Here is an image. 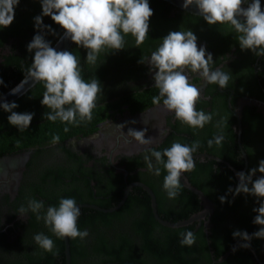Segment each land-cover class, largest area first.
I'll use <instances>...</instances> for the list:
<instances>
[{
  "label": "flooded vegetation",
  "instance_id": "1",
  "mask_svg": "<svg viewBox=\"0 0 264 264\" xmlns=\"http://www.w3.org/2000/svg\"><path fill=\"white\" fill-rule=\"evenodd\" d=\"M165 2L164 22L162 25L157 21L159 32H155L154 41L132 50L140 57L138 63L102 80L103 97L98 104L111 105L93 131L56 144L44 140L16 150L0 149V264H31L36 259L48 264L46 258L52 256L51 264H66L65 239H57L35 214L21 217L18 211L21 205L27 206L28 199L42 201L46 209L58 206L61 198L75 199L81 212L78 227L89 233L84 240L71 239L77 257L72 262L70 255L69 264H107L98 261L97 245L106 243L115 248L120 246V239L125 251H133L146 264L152 263L143 239L146 235L138 233L147 220L154 223L150 232L158 249L162 241L176 247L182 232H193L196 242L187 247L197 254L185 255L189 254V262L194 264H264V239L253 238L250 247L244 248L243 240L233 238L235 231L252 235L260 228L253 223L257 215L253 209L264 201L233 193L239 184L237 173L247 174L264 160V57L242 51L236 34L226 25L209 26L199 14ZM260 2L264 6V0ZM31 7L29 0H20L16 9L22 10L14 11L15 18ZM152 29L149 25V32ZM181 30L194 33L198 48L204 47L212 55L213 69L221 68L231 75L227 88L221 89L197 73H188L190 83L200 90L197 110L213 115L212 122L201 130L182 125L162 101L153 105L152 97L159 94L154 88L155 71L147 63H140L141 58L150 57L165 36ZM132 39L133 48L136 44ZM14 43L15 39L8 37L0 44V70L13 77L8 81L0 75V80L9 84L5 90L0 87V95L19 82L14 84L16 76L11 72L12 67L22 66L23 57L8 62L10 55L20 54ZM125 96L129 100L122 103L121 97ZM9 115L0 107L1 134L12 127ZM222 119L225 140L221 147L209 148L207 141L217 134L215 125ZM130 128L146 129L145 139L152 138V143L141 145L127 135ZM196 140L201 147L193 154L195 168L182 175L180 194L170 200L163 190L166 172L161 168V175L156 176L148 171L143 159L148 154L145 150L163 151L173 142L191 145ZM260 175L257 171L253 180ZM191 188L207 198L211 213L199 217L207 202ZM229 188L233 193L228 192ZM222 196L226 197L224 203L220 201ZM195 216L176 227L161 222L177 223ZM38 233L53 239L58 255L39 248L33 239ZM62 253L64 259H60Z\"/></svg>",
  "mask_w": 264,
  "mask_h": 264
},
{
  "label": "clouds",
  "instance_id": "2",
  "mask_svg": "<svg viewBox=\"0 0 264 264\" xmlns=\"http://www.w3.org/2000/svg\"><path fill=\"white\" fill-rule=\"evenodd\" d=\"M20 0H0V28L9 27L15 17L14 9ZM42 15L50 16L52 21L64 30L66 38L78 47L87 50L86 63L96 66L101 54L120 51L125 48V37L131 35L136 47H140L149 33V20L153 15L148 0H40ZM247 5L244 7L243 5ZM195 5L198 13L209 26L226 25L234 31L242 51L249 50L258 57H264V10L260 0H184L183 7ZM38 30H46L42 16L35 17ZM34 51L33 63L27 70V77L44 88L42 105L49 111L45 119L51 122L59 120L68 125L78 126L82 122H91L93 110L102 94V86L96 78L85 80L82 76L80 60L70 51H57L42 34H37L27 46ZM140 63H147L155 71L154 88L159 92L152 97L153 105H160L174 113L175 119L191 129L201 130L213 120L211 113L197 110L200 90L192 83L188 73H197L209 84L226 89L231 75L221 68L213 69V57L204 47L197 46V37L190 30L170 32L165 36L150 57L141 58ZM0 84L3 81L0 80ZM15 94V90H13ZM3 111L10 113L8 122L20 132L26 131L33 119L32 113L13 111L15 102L0 105ZM225 121H218L217 134L207 141L208 147L219 148L225 140ZM123 127V125L119 126ZM69 129L64 128L67 132ZM146 129L142 131L129 129L127 135L141 145H150L152 138L145 139ZM60 140L58 135L52 137V143ZM201 147L196 140L191 145L173 142L163 151L146 149L144 163L149 172L161 175V168L166 172L163 190L170 200L176 199L181 190V177L195 168L193 154ZM257 171L261 174L253 180ZM239 184L228 192L234 195H251L264 201V160L258 168L249 173H237ZM251 185V187H249ZM221 203L226 197H220ZM20 216L29 212L35 214L37 221L43 220L46 227L57 239L84 240L88 231L78 227L80 208L74 198H61L58 206H48L42 201L28 199L27 206L21 205ZM257 213L253 221L259 225V231L249 235L247 232L235 231L233 238H240L245 243L241 247H250V241L264 239V202L253 209ZM182 246H193L196 236L193 232L181 233ZM35 243L45 252L58 255L53 239L44 233L33 237Z\"/></svg>",
  "mask_w": 264,
  "mask_h": 264
},
{
  "label": "trees",
  "instance_id": "3",
  "mask_svg": "<svg viewBox=\"0 0 264 264\" xmlns=\"http://www.w3.org/2000/svg\"><path fill=\"white\" fill-rule=\"evenodd\" d=\"M29 2L32 5V9H29V11L24 12L21 17H14L13 23L7 27V28H0V44L2 43L5 38L13 37L15 39L14 46H18L17 49L20 54H17L15 56L10 55L9 56V63L10 61L14 60L16 61V58L23 57V64L22 66H19L18 69L12 67V74L16 76L14 84H16L18 81H20L27 73L28 68L33 63L34 58V51L29 52L28 51V44L33 40V37L37 34H42L47 42L50 43L51 46L56 42V40L60 37V35L63 33V29L56 25L50 16H43L42 15V5L40 3V0H29ZM150 8L153 10L154 16L152 17V20H149V25L153 27L152 31L148 33L147 39L145 40V44H149V41H154V34L155 32L158 33L157 27L162 24L164 21V14L163 9L166 8L165 1L162 0H148ZM18 6H16L17 8ZM14 9V11L22 10V9ZM42 16L43 25L46 26V30L40 31L37 29L35 25V17ZM157 21H161L160 24L157 23ZM163 25V24H162ZM156 27V29H155ZM130 36V37H129ZM151 36V37H150ZM126 39V45L123 50L120 51H114L110 52L108 54H101L96 66H91L86 63V56H87V50L83 47H78L74 43L69 48L68 51L72 52L74 55L78 57L80 60V67L82 69V76L87 81L92 78H96L100 84L102 83V80L105 77H109L108 75L114 73V71H126L125 69L128 68L130 65L134 67L136 60L140 59L138 58L137 52H133L132 50L138 49V47H131L130 40L132 41L131 35H128L125 37ZM135 41V40H134ZM144 43L140 46H144ZM139 47V48H140ZM140 50V49H138ZM8 58V57H7ZM26 58L31 59L32 61L28 62L25 61ZM7 67V66H6ZM0 75L3 76L6 80L10 81L12 76L7 75L6 73L2 72L0 70ZM3 82V84H0V87H4L2 90H5L9 84H6ZM102 86V84H101ZM43 92L44 88L42 84L36 83L33 87H31L29 90H27L24 94L16 98L14 101L18 107L15 108L13 111L17 113H32L33 119L31 121L30 126L26 131L20 132L19 129L15 126H12L10 128L5 129V131L1 134L0 132V149L4 148L6 150L11 149H20L27 147L29 145H33L36 143L43 142L44 140H50L52 141V137L54 135H58L60 137V140H63L65 138L71 137L73 135H77L79 133L81 134H87L95 129V124L99 122L102 117L105 116V113H107V109L111 105L110 103L107 104H98L101 97H103V94L99 97L97 101V107L93 110V119L91 122H82L78 126L76 125H68L66 123H62L59 120L56 122H51L45 119V113H47L49 110L42 105L41 101L43 99ZM126 97V98H125ZM121 97L123 102H128L129 98L127 96ZM135 98V97H133ZM10 102V103H12ZM5 112V111H4ZM67 127L69 130L67 132L64 131V128ZM1 151V150H0ZM148 222L146 225H144V228L138 229V233H144L146 236L143 237L145 244H147V247L149 252L152 256V263L148 262L147 264H194L193 261L189 262L190 256L185 255L187 253H196L195 249H189L187 246H182L179 242L176 247H173V245L168 244L166 241H162V243L159 245V249L156 244V239L153 237L152 233L150 231H153L154 223L151 220H147ZM143 227V226H141ZM144 229V231H143ZM175 233V231H172V233ZM174 233L172 234V237L175 240ZM70 239V238H69ZM212 239V237H211ZM143 241V242H144ZM101 242V241H99ZM120 246L117 245L115 248H110V245H106V243H102L100 245H97L96 249L98 251V261L102 262H109L107 264H112L117 262V264H146L145 260L141 257H136L138 255H135L133 251L128 250L125 251L122 248V241L121 239L118 241ZM202 243V247L204 242ZM69 248H70V255L72 262L75 260L76 252H75V246H73V243L70 239L69 241ZM205 249V248H204ZM62 251H63V244H62ZM103 251V252H102ZM64 253V252H63ZM61 254L60 259H64V254ZM129 253V254H128ZM51 255V253H49ZM197 254V253H196ZM102 255V257H101ZM53 257H48V264H51ZM97 261V262H98ZM144 263H143V262ZM96 262V263H97ZM31 264H41L39 260H33V263Z\"/></svg>",
  "mask_w": 264,
  "mask_h": 264
},
{
  "label": "water",
  "instance_id": "4",
  "mask_svg": "<svg viewBox=\"0 0 264 264\" xmlns=\"http://www.w3.org/2000/svg\"><path fill=\"white\" fill-rule=\"evenodd\" d=\"M173 5H175L178 8L184 9L186 11L195 13V14H199L198 13V9L196 8L195 5H191L189 6V8L185 9L183 7L184 4V0H165ZM244 6V5H243ZM246 7V6H244ZM262 10H264V6H262ZM73 42L71 41L70 38H66L64 35V31L63 33L60 35V37L56 40V42L53 44V48H55L57 51H68L69 48L72 46ZM36 83L34 81H32L31 79H29L27 77V74L10 90H8L6 93L0 95V105H2L3 103L7 102H11L14 99L18 98L19 96H21L22 94H24L27 90H29L31 87H33ZM13 90H15V94H13ZM186 184V183H185ZM188 186V184H186ZM190 188V187H189ZM193 189V188H191ZM195 192H197L198 194H200V192H198L197 190L193 189ZM201 195V194H200ZM205 201L207 202V208L204 212H202L201 214H199V217L211 213L212 211V205L211 203L207 200L206 197H204L203 195H201ZM153 206H154V202H153ZM197 218V216L192 217L188 220H184L182 222H177V223H170V222H165V221H161L164 224L171 226V227H176V226H181L184 224H187L189 222H191L193 219ZM65 254H66V264H69V258H70V253H69V243L67 241V238H65Z\"/></svg>",
  "mask_w": 264,
  "mask_h": 264
}]
</instances>
